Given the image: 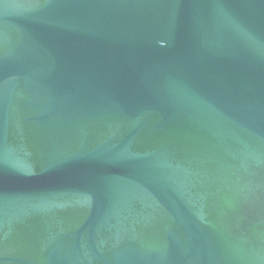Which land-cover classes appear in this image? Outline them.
<instances>
[{
    "label": "water",
    "instance_id": "obj_1",
    "mask_svg": "<svg viewBox=\"0 0 264 264\" xmlns=\"http://www.w3.org/2000/svg\"><path fill=\"white\" fill-rule=\"evenodd\" d=\"M0 264H264V0H0Z\"/></svg>",
    "mask_w": 264,
    "mask_h": 264
}]
</instances>
